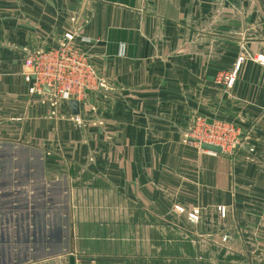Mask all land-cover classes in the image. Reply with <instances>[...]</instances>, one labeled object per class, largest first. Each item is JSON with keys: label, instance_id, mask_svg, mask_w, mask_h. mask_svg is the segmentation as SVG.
Segmentation results:
<instances>
[{"label": "crops", "instance_id": "0c3cea01", "mask_svg": "<svg viewBox=\"0 0 264 264\" xmlns=\"http://www.w3.org/2000/svg\"><path fill=\"white\" fill-rule=\"evenodd\" d=\"M67 33L105 79L78 115L26 78ZM257 58L264 0H0V264H264ZM199 116L260 160L185 143Z\"/></svg>", "mask_w": 264, "mask_h": 264}, {"label": "built area", "instance_id": "2783aa9c", "mask_svg": "<svg viewBox=\"0 0 264 264\" xmlns=\"http://www.w3.org/2000/svg\"><path fill=\"white\" fill-rule=\"evenodd\" d=\"M75 37V33L66 34L67 40ZM36 54L29 55L25 62L31 69L26 78L33 83V92L38 90L44 93V87L47 86L53 95L60 96L62 100H77L81 103V100H89L91 91L105 87L104 80L84 51L52 49ZM225 79L228 85L231 84L234 74Z\"/></svg>", "mask_w": 264, "mask_h": 264}, {"label": "rangeland", "instance_id": "374dc122", "mask_svg": "<svg viewBox=\"0 0 264 264\" xmlns=\"http://www.w3.org/2000/svg\"><path fill=\"white\" fill-rule=\"evenodd\" d=\"M52 49H57V50H68L71 49L72 51H83L82 48H80L76 43H75V39H68L66 38V34L64 37V40L62 42L59 43L58 46L56 47H52V48H44V47H40L39 49L33 51L32 53H30L29 55H38V52L41 51H52ZM256 60H259L261 64L264 65V58H257ZM243 61V58H240L238 63H237V67L235 69V71H233L231 74L227 73V74H223L219 77L220 81H227L225 79L226 76L231 77L234 74V81L229 84L232 85L236 79H237V71H238V66H240L241 62ZM98 70V69H97ZM98 74L102 77V79L105 82V79L103 78V75L97 71ZM228 85V84H227ZM228 85V86H229ZM101 92V90H94L91 91L88 94L89 99L93 98V102L94 104L97 106L96 101L99 100V93ZM45 93V92H44ZM51 93V92H50ZM52 94V93H51ZM52 96L57 100V102L59 101H64L62 100L60 96H55L52 94ZM89 102V104H92L93 102L91 101H86V100H81V103H86ZM88 107H90V105H88ZM198 139L199 142H194L191 139ZM184 141L185 143H187L188 145H196L198 147H201V143L202 142H207V143H213V144H217V145H222V152L221 153H226L225 154V159H229L232 162H256L259 161L260 158L258 156V154L255 153V148L256 147V140H254V137H250L247 136L244 131H240V129L237 127L236 124L233 123H224L218 120H211V118L209 117H194L192 125L189 127L188 131H187V137H184ZM202 148V147H201ZM203 149V148H202ZM203 152L209 154V155H218L221 153H215V152H210L209 150H205L203 149ZM175 211H177V213H184V208L177 206L175 207ZM219 211L221 213V216L223 218H226V214H227V210L226 207L224 206H220L219 207ZM188 219L192 222L197 223L199 221V211H193L192 214L189 215ZM226 240V238H224Z\"/></svg>", "mask_w": 264, "mask_h": 264}, {"label": "water", "instance_id": "95a60500", "mask_svg": "<svg viewBox=\"0 0 264 264\" xmlns=\"http://www.w3.org/2000/svg\"><path fill=\"white\" fill-rule=\"evenodd\" d=\"M44 89L46 92H52L47 86H45ZM69 103H70L72 112L75 115H78L80 113V102L77 100H72ZM191 140L194 142H199L198 139L192 138ZM201 147L205 150H209V151L215 152V153H221L222 152L221 146L213 144V143L202 142Z\"/></svg>", "mask_w": 264, "mask_h": 264}]
</instances>
